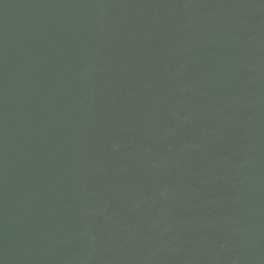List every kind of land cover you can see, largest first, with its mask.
Returning <instances> with one entry per match:
<instances>
[{"label": "water", "instance_id": "1", "mask_svg": "<svg viewBox=\"0 0 264 264\" xmlns=\"http://www.w3.org/2000/svg\"><path fill=\"white\" fill-rule=\"evenodd\" d=\"M264 115V0H0V264H166Z\"/></svg>", "mask_w": 264, "mask_h": 264}]
</instances>
